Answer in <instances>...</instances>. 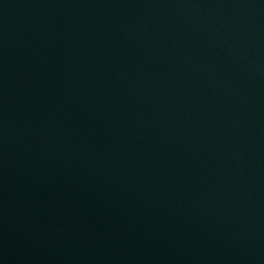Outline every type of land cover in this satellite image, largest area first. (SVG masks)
Here are the masks:
<instances>
[{
    "label": "water",
    "instance_id": "obj_1",
    "mask_svg": "<svg viewBox=\"0 0 264 264\" xmlns=\"http://www.w3.org/2000/svg\"><path fill=\"white\" fill-rule=\"evenodd\" d=\"M0 264H264V0H0Z\"/></svg>",
    "mask_w": 264,
    "mask_h": 264
}]
</instances>
